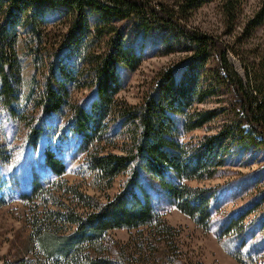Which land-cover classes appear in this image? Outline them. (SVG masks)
I'll return each mask as SVG.
<instances>
[{"label": "trees", "instance_id": "1", "mask_svg": "<svg viewBox=\"0 0 264 264\" xmlns=\"http://www.w3.org/2000/svg\"><path fill=\"white\" fill-rule=\"evenodd\" d=\"M211 1L184 0L176 8H168L149 0H0L1 110L29 129L30 144L36 147L39 121L34 127V122L18 110L23 101L18 45L30 57L36 81L41 25L46 12L62 11L69 19L66 32L47 54L50 61L40 79L41 86L35 82L36 90L26 96L23 107L31 104L41 119H65V130L77 137L74 153L84 157L83 168L94 190L105 192L119 176H125L121 192L101 202L61 180L64 163L52 152L44 151V164L58 180L34 177L29 190L20 194L24 205L37 204L43 210L29 221V242L36 246L31 248V256L11 264H140V257L149 249L144 250L143 243L118 245L108 232L127 230L141 235L147 229L148 236L141 240L145 244L151 238L169 243L177 237L144 188L143 180L156 184L166 203L198 228L210 230L216 212V190L187 183L217 178L233 159L264 144V83L259 88L247 87L231 71L223 44L186 25L190 13ZM238 2L225 0L228 13ZM91 17L94 19L89 22ZM124 21L133 22L143 32L169 30L177 41L189 45L190 55L182 65L160 72L155 88L139 105L117 98L124 88L120 72H134L142 63L127 34L116 26ZM263 21L264 10L251 22L252 28ZM24 35L26 40L22 39ZM96 42H100V52H90ZM213 56L216 66L211 69L208 64ZM66 59L70 63L66 64ZM82 89L92 91V96L82 103L69 98L71 90ZM220 90L232 96L225 107L194 109L218 96ZM222 116L225 121L213 134L184 141V135ZM119 131L124 132L122 146L120 153H114L111 147ZM47 184L85 211L79 214L49 196ZM48 203L56 209H47ZM4 204L0 199V205ZM251 211L250 207L230 218L226 226L220 227L218 236H240L242 221ZM231 256L239 264H264L240 249Z\"/></svg>", "mask_w": 264, "mask_h": 264}, {"label": "rangeland", "instance_id": "2", "mask_svg": "<svg viewBox=\"0 0 264 264\" xmlns=\"http://www.w3.org/2000/svg\"><path fill=\"white\" fill-rule=\"evenodd\" d=\"M153 4H161L168 8H176L184 0H149ZM264 10V0H239L234 10L228 13L225 0H212L189 14L187 27L217 38L224 46L226 59L231 71L250 88H259L264 83V21L258 27L252 28L251 22L256 15ZM93 17L89 22L93 21ZM68 16L59 10L46 12L41 25V44L39 46V63L37 67L38 87L40 79L48 64L47 56L55 49L68 26ZM117 27L127 34L130 45L142 56L139 68L131 73L121 71L124 88L117 95L118 100L130 105H139L146 95L155 88V82L160 72L175 69L182 65L189 45L179 42L176 35L166 29H150L141 31L133 22H118ZM27 35L22 37L26 40ZM100 42H96L89 51L99 53ZM18 59L21 67L22 103L18 110L21 115L30 120L35 127L39 121V140L36 147L30 144L29 129L10 120L0 108V199L5 201L0 205V264H11L31 256V248L35 245L29 242L31 228L29 221L32 215L43 210L33 204L30 207L20 200V194L29 190L31 180L36 177L42 181H57L43 161L44 151L48 150L65 165V174L61 180L75 186L87 196L105 202L121 192L125 176H119L112 188L98 192L91 187L90 178L83 168V156L74 153L77 137L65 130V119L57 116L40 118L38 111L31 104L23 107L26 96L36 90V81L30 57L18 45ZM65 63H70L69 59ZM72 63H74L72 61ZM215 57L210 59L208 67L214 69ZM179 72L177 73V76ZM93 92L87 89L71 90L70 99L84 102ZM231 94L220 90L218 96L208 99L203 104L194 107L196 111H208L223 108L231 101ZM222 116L200 130L183 136L184 141H196L203 136L213 134L223 124ZM117 129V125H114ZM114 128V129H115ZM124 132L119 131L111 151L120 153L121 140ZM144 188L149 193L157 209L164 217L166 224L174 229L177 237L169 243L146 239L149 230H143L141 235L135 231L113 230L108 237L118 245L134 246L143 243V248L149 249L142 254L140 264H239L231 256L240 249L242 253H252L264 262V144L261 148L247 151L243 156L233 159L217 178L188 182L190 187L215 188L216 212L212 217L210 230L203 231L192 220L168 205L156 184L143 180ZM49 196L57 199L79 214L85 210L73 199L62 194L47 184ZM252 208L244 217L243 232L240 236L219 237L220 227L229 223L247 208ZM47 209H56L48 203ZM68 228V227H67ZM72 230V228H71ZM143 236V237H142ZM141 238V239H140ZM243 239V248H240ZM36 247V246H35Z\"/></svg>", "mask_w": 264, "mask_h": 264}]
</instances>
